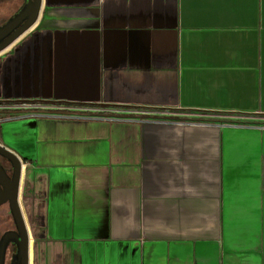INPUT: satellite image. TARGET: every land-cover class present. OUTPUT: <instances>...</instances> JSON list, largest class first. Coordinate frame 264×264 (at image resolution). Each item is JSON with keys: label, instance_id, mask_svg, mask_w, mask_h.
<instances>
[{"label": "crops", "instance_id": "obj_1", "mask_svg": "<svg viewBox=\"0 0 264 264\" xmlns=\"http://www.w3.org/2000/svg\"><path fill=\"white\" fill-rule=\"evenodd\" d=\"M0 143L31 264H264V0H41Z\"/></svg>", "mask_w": 264, "mask_h": 264}, {"label": "water", "instance_id": "obj_2", "mask_svg": "<svg viewBox=\"0 0 264 264\" xmlns=\"http://www.w3.org/2000/svg\"><path fill=\"white\" fill-rule=\"evenodd\" d=\"M41 0H24L17 13L0 25V52L25 33L36 21ZM0 156L5 158L11 171L0 161V206L7 203L15 229L3 232L0 237V264H5L9 245L16 247L12 264H30V229L20 205L22 162L10 149L0 143Z\"/></svg>", "mask_w": 264, "mask_h": 264}, {"label": "rangeland", "instance_id": "obj_3", "mask_svg": "<svg viewBox=\"0 0 264 264\" xmlns=\"http://www.w3.org/2000/svg\"><path fill=\"white\" fill-rule=\"evenodd\" d=\"M20 6H21V0H0V24L3 23V21L6 18H8L10 15L12 16L15 13H17L21 8ZM119 109L121 108H118V110ZM115 111H117V109ZM115 113L116 112H111L108 114H115ZM119 114H125V113H118V115ZM231 117H234L233 119L236 122H248L251 116L240 113H227V118H229V120H233L231 119ZM20 205L22 208V213L24 214V218L26 219V223L29 224V217L27 212L29 206L27 202L23 200L21 186H20ZM11 227H13V221L11 218V214L9 212L8 204L5 203L0 206V236L3 233V231ZM12 262H13V257H12Z\"/></svg>", "mask_w": 264, "mask_h": 264}, {"label": "built area", "instance_id": "obj_4", "mask_svg": "<svg viewBox=\"0 0 264 264\" xmlns=\"http://www.w3.org/2000/svg\"><path fill=\"white\" fill-rule=\"evenodd\" d=\"M70 115L73 116H79V117H100V118H109V119H122V118H128V119H136V118H140V117H133L132 115H126L123 116L121 114H100V113H95L91 110L85 109V110H79L76 113H71ZM23 116V114H7L4 115L2 118L3 119H15L18 117Z\"/></svg>", "mask_w": 264, "mask_h": 264}, {"label": "flooded vegetation", "instance_id": "obj_5", "mask_svg": "<svg viewBox=\"0 0 264 264\" xmlns=\"http://www.w3.org/2000/svg\"><path fill=\"white\" fill-rule=\"evenodd\" d=\"M23 3H24V0H21V6H20V7H22ZM20 7H19V8H20ZM9 17H11V15H10ZM9 17H8V18H9ZM8 18H6V19L3 21V23H5V22L7 21ZM3 23H1L0 25H2ZM0 161H1V162L3 163V165L6 167L7 171L10 172V171H11V168L8 166V163H7V161L5 160V158H3V157L0 156ZM9 229H15L14 224H13V227H11V228H9ZM9 229H7V230H9ZM5 231H6V230H5ZM3 232H4V231H3ZM2 234H3V233H2ZM2 234H1V235H2ZM0 237H1V236H0ZM15 252H16V247H15V245H14V244L9 245L8 248H7V251H6L5 264H12V263H14V261L12 262V257L15 255Z\"/></svg>", "mask_w": 264, "mask_h": 264}, {"label": "bare ground", "instance_id": "obj_6", "mask_svg": "<svg viewBox=\"0 0 264 264\" xmlns=\"http://www.w3.org/2000/svg\"><path fill=\"white\" fill-rule=\"evenodd\" d=\"M31 245V244H30ZM30 251H31V246H30ZM31 256V255H30ZM30 264H31V258H30Z\"/></svg>", "mask_w": 264, "mask_h": 264}, {"label": "trees", "instance_id": "obj_7", "mask_svg": "<svg viewBox=\"0 0 264 264\" xmlns=\"http://www.w3.org/2000/svg\"><path fill=\"white\" fill-rule=\"evenodd\" d=\"M6 160V159H5ZM7 161V160H6ZM7 163H8V166L10 167V165H9V162L7 161Z\"/></svg>", "mask_w": 264, "mask_h": 264}]
</instances>
